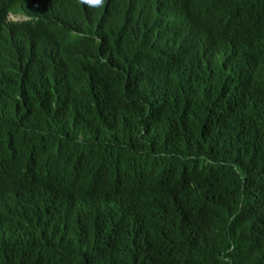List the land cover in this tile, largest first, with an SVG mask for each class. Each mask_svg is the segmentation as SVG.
<instances>
[{
	"label": "trees",
	"instance_id": "obj_1",
	"mask_svg": "<svg viewBox=\"0 0 264 264\" xmlns=\"http://www.w3.org/2000/svg\"><path fill=\"white\" fill-rule=\"evenodd\" d=\"M28 1L57 9L76 34L71 62L31 41L0 53V165L19 147L81 158L58 182L21 173L28 222L15 224L4 199L0 264H264V82L221 93L191 47L158 60L163 42L135 47L134 32L169 0ZM192 3L202 15L264 0ZM126 61L133 80L120 76ZM97 163L116 171L111 188Z\"/></svg>",
	"mask_w": 264,
	"mask_h": 264
},
{
	"label": "clouds",
	"instance_id": "obj_2",
	"mask_svg": "<svg viewBox=\"0 0 264 264\" xmlns=\"http://www.w3.org/2000/svg\"><path fill=\"white\" fill-rule=\"evenodd\" d=\"M75 1L84 6L83 0ZM88 2L101 5L103 0ZM64 21L65 16L57 9L28 0L21 5L0 6V53L6 52L9 59L24 48V41H31L37 51L54 62H71L68 48L76 34V24L67 32ZM135 38L141 39L133 41ZM132 41L135 47L149 41L163 42L160 55L151 60L174 57L186 46L191 47L199 58L203 77L213 90L221 93H231L239 81L264 82V5L254 9L243 3H228L196 15L192 0H169L162 11L147 15ZM120 76L133 80L130 62H125ZM131 88L128 95L133 96ZM80 158L74 152L63 154L60 147L51 160L45 153L26 147L15 149L6 166L0 165V208L5 199L15 224L27 223L29 199L15 190L21 173L51 177L58 182L63 174L75 170ZM91 167L99 173L103 186H113L116 171L111 164L97 163Z\"/></svg>",
	"mask_w": 264,
	"mask_h": 264
},
{
	"label": "bare ground",
	"instance_id": "obj_3",
	"mask_svg": "<svg viewBox=\"0 0 264 264\" xmlns=\"http://www.w3.org/2000/svg\"><path fill=\"white\" fill-rule=\"evenodd\" d=\"M19 1H20V0H19ZM113 1H114V0H113ZM113 1H112V2H113ZM4 5H5V4H4ZM103 27H105V26H103ZM107 27H108V26H107ZM107 27H106V28H107ZM103 30H105V29H103ZM103 30H102V31H103ZM237 31H239V30H237ZM137 39H141V38H135L133 41H136ZM23 44H24V43H23ZM22 53H23V52H22ZM185 57H187V56H185ZM8 64H9V63H8ZM11 64H12V63H11ZM11 64L9 65L10 67H11ZM12 65H13V64H12ZM7 66H8V65H7ZM183 83H184V82H183ZM163 86H164V85H163ZM208 90H209V89H208ZM164 92H165V91H164ZM206 92H207V91H206ZM163 94H165V93H163ZM204 95H205V94H204ZM207 95H209V94L207 93ZM235 113H236V112H235ZM34 183H36V182H34ZM34 183H33V184H34ZM33 184L31 183L30 185H33ZM40 185H41V184L39 183V186H40ZM42 185H43V184H42ZM44 185H45V184H44ZM36 186H37V184L35 185V188H36ZM39 186H38V187H39ZM40 187H41V186H40ZM44 187H45V186H44ZM33 188H34V187H33ZM41 188H43V187H41ZM37 189H38V188H37ZM39 189H40V188H39ZM45 189H46V188H45ZM209 189H210V188H209ZM32 190H33V189H32ZM102 190H103V189H102ZM104 190H106V189H104ZM206 190H207V188H206ZM212 191H213V190H212ZM204 193H205V192H204ZM206 193H207V192H206ZM169 195H170V194H169ZM169 195H168V197H169ZM172 195H173V194H172ZM176 195H177V194H176ZM204 195H205V194H204ZM166 196H167V195H166ZM57 197H58V196H57ZM168 197H167V200H168ZM165 198H166V197H165ZM171 198H173V196H172ZM171 198H170V199H171ZM174 198H175V196H174ZM176 198H177V197H176ZM183 198H184V197H183ZM209 198H210V197H209ZM161 199H162V198H161ZM178 199L180 200L179 196H178ZM165 200H166V199H165ZM66 201H67V200H66ZM183 201H184V200H183ZM170 202H171V200H170ZM181 203H183V202H181ZM184 203H185V202H184ZM184 203H183V204H184ZM181 205H182V204H181ZM184 205H185V204H184ZM167 206H169V205H167ZM56 208H57V210H58V207H56ZM114 233H115V232H114ZM112 234H113V233H112ZM125 240H126V239H125ZM121 243H122V242H121Z\"/></svg>",
	"mask_w": 264,
	"mask_h": 264
}]
</instances>
